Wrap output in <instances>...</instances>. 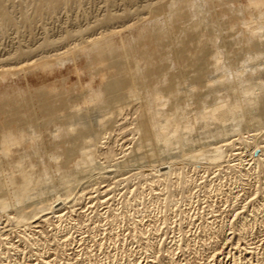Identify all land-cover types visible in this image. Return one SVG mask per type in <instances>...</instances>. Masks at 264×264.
<instances>
[{
	"label": "rangeland",
	"instance_id": "374dc122",
	"mask_svg": "<svg viewBox=\"0 0 264 264\" xmlns=\"http://www.w3.org/2000/svg\"><path fill=\"white\" fill-rule=\"evenodd\" d=\"M219 1L3 0L0 264H264V0Z\"/></svg>",
	"mask_w": 264,
	"mask_h": 264
},
{
	"label": "bare ground",
	"instance_id": "6f19581e",
	"mask_svg": "<svg viewBox=\"0 0 264 264\" xmlns=\"http://www.w3.org/2000/svg\"><path fill=\"white\" fill-rule=\"evenodd\" d=\"M219 1V0H218ZM39 2L40 3H42L43 5L45 4L46 6H48L50 9H53L54 10V8H56V6H57V4L59 3V2H62V0H58L57 1V3L56 2H54V3H50V2H48V0H39ZM216 1H212V3H215ZM212 3H211V5H212ZM216 3H218V2H216ZM175 4V3H174ZM219 5H221V6H223L221 3H220V1H219V3H218ZM38 5V4H37ZM196 6V5H195ZM195 6H194V8H195ZM6 6H5V4L3 3V0H0V20L1 21H3V22H6L8 19H9V17H8V13H7V11H6V8H5ZM41 7V6H40ZM48 8V9H49ZM182 8V5H180L179 6V4H177L176 6H174V7H171L170 6V8H168V9H166L165 11H163L162 13H160L159 14V16L157 17V18H155L154 20L156 21V27L158 28V29H161V30H163L164 29V27H166L168 24H169V22H174V21H177L176 20V13H179L180 11V9ZM221 9V8H220ZM46 10V9H45ZM214 10V12H215V9H213ZM212 11V10H211ZM217 11V10H216ZM223 15H225V14H227V13H229L228 11H225L224 13H223V11L221 12ZM221 16V15H220ZM153 33V32H152ZM146 34V33H145ZM142 35L140 34H137V35H135L134 37H132L133 39L131 40V41H133V40H139V38L141 37ZM197 36V35H196ZM130 40V39H129ZM160 46V45H159ZM254 49H255V51L253 50V52L252 53H254V54H256V52H261V51H264V41H262V42H258V43H256L255 44V47H254ZM181 55V54H180ZM149 59V58H148ZM192 60V59H191ZM199 62V61H198ZM145 63V62H144ZM31 65V64H30ZM27 66V65H26ZM144 66V65H143ZM143 66L142 67H140L138 70H137V72L139 71V74L141 73V71L143 70ZM24 68V67H23ZM28 68V67H27ZM21 69V68H20ZM11 70V69H10ZM15 71V70H14ZM153 71V70H152ZM152 71H149L148 73H146V74H144V76H143V80H145L146 82H147V85H146V92H145V94H144V96H145V98H146V108H145V111H144V116L145 117H147V118H150L151 117V114H150V110H149V104L152 102V94H153V92L155 91V82H156V80L158 79V74H159V71L157 70L156 71V73L154 72H152ZM17 74V73H16ZM15 73H14V75H16ZM138 74V75H139ZM19 76V75H18ZM140 76V75H139ZM139 76H138V79H139ZM136 77V76H135ZM141 77V76H140ZM153 77H155V79L154 80H149V79H152ZM156 77H157V79H156ZM105 79V78H104ZM27 81V80H26ZM135 81H136V78H135ZM139 81V80H138ZM138 81H136V82H138ZM166 81V80H165ZM139 83V82H138ZM28 84L29 83H27L26 82V88H20V89H18L17 88V90H15V89H10L9 91H7V93H10V94H13V96H12V98H15L16 96H18V95H20V94H24L25 92H28L29 91V89H31L30 87H28ZM115 84V83H114ZM146 84V83H145ZM23 85V84H22ZM138 85V84H137ZM139 86V85H138ZM145 86V85H144ZM143 86V87H144ZM116 87V86H115ZM114 87V88H115ZM157 87V86H156ZM108 91V90H107ZM95 93L96 94H98V95H101V94H103V91H102V88H101V85H99L98 86V88L97 89H95ZM258 109V105H256L255 104V108H254V111H253V109H252V111L253 112H255L256 110ZM256 113V112H255ZM264 120L263 119H258L257 120V122H259V124L261 123V122H263ZM262 127V126H261ZM262 129V128H261ZM217 130V129H216ZM222 130V129H221ZM217 132V131H216ZM221 132V131H220ZM218 134H219V132H218ZM220 135V134H219ZM70 137L71 135L70 134H66L65 133V135H64V137ZM143 140L144 141H151L152 140V136H151V132H150V130L148 131V129L146 128L145 129V136L143 137ZM83 142H85V141H83ZM88 143V142H87ZM87 143L85 144V145H83L84 146V151H85V149H88V145H87ZM227 145V144H226ZM88 153H85V155H87ZM83 161V160H82ZM83 163V162H82ZM82 165V164H81ZM84 165V164H83ZM49 168V167H48ZM47 169V168H46ZM47 172H49L48 170H47ZM43 175H44V173H43ZM46 176H47V174H46ZM45 178V177H44ZM7 183V182H6ZM6 185V184H5ZM10 185V184H9ZM12 186V185H11ZM7 188V187H6ZM46 190V189H45ZM78 191L77 192H79V189H77ZM18 192L19 191H15V195H17L18 194ZM84 192V191H83ZM80 193H82V192H80ZM44 194H45V192H44ZM43 194V195H44ZM84 194V193H83ZM79 195V194H78ZM82 194H80V196H81ZM46 196V195H45ZM53 196V195H52ZM21 197V196H20ZM72 198V197H71ZM78 199H79V197H78ZM73 200H74V198H73ZM61 202V201H60ZM247 224V223H246Z\"/></svg>",
	"mask_w": 264,
	"mask_h": 264
}]
</instances>
